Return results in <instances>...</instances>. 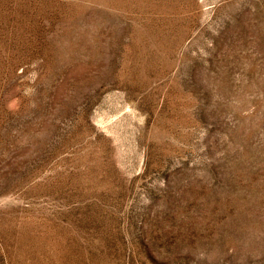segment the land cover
Returning a JSON list of instances; mask_svg holds the SVG:
<instances>
[{
  "label": "rangeland",
  "instance_id": "rangeland-1",
  "mask_svg": "<svg viewBox=\"0 0 264 264\" xmlns=\"http://www.w3.org/2000/svg\"><path fill=\"white\" fill-rule=\"evenodd\" d=\"M0 264H264V0H0Z\"/></svg>",
  "mask_w": 264,
  "mask_h": 264
}]
</instances>
